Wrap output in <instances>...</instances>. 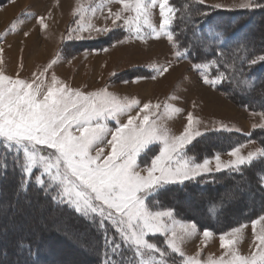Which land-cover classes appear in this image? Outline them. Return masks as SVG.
I'll use <instances>...</instances> for the list:
<instances>
[{
	"label": "snow or ice",
	"instance_id": "1",
	"mask_svg": "<svg viewBox=\"0 0 264 264\" xmlns=\"http://www.w3.org/2000/svg\"><path fill=\"white\" fill-rule=\"evenodd\" d=\"M195 2L205 4V0ZM112 3L122 7L115 11L109 7L101 27L91 22L79 23L78 13V19L74 21L76 27L69 30L68 39L84 40L93 31L100 35L121 29L127 40L132 36L144 42L148 36L157 40L166 37L170 46L180 47L173 27L176 10L171 0H109V4ZM208 7L232 10L221 4ZM237 7L264 10V0H242ZM157 8L160 23L154 26L150 18ZM209 14L189 8L185 17L180 18L184 30L191 28L196 35L199 18ZM38 21L44 29L48 28L43 16L38 17ZM144 26L151 31L145 33ZM12 27L15 28V24ZM129 33L131 36L127 35ZM125 42L121 38L113 43ZM3 52L0 48V64ZM192 52L193 49L184 46L183 52L176 50L174 55L176 59L192 60V69L200 77V83L217 87L229 81V69L219 62L221 52L207 63L194 58ZM258 63L264 65V54L249 57L240 67L231 63V70L243 74L244 64L252 67ZM20 67L23 68V64ZM172 68L173 63L169 60L154 71L162 76ZM50 69L51 66H46L32 81L19 76L14 79L0 71V176L6 177L9 171L17 174V190L21 194H26L33 183L38 186L48 201L36 205L39 219H45L63 206L94 223L101 238L100 264H175L170 259L172 253L184 258L182 245L186 239L198 234V225L194 221L181 222L178 231L173 209L154 211L146 201L165 185L203 179L225 169L240 172L258 156L264 157V148L245 155L241 152L245 144H239L230 150L233 159L226 163L219 154L214 157V167L208 158L197 162L184 152L194 136L201 135L199 130L194 131V125L200 120L191 112L186 115L183 131L179 135L170 134L167 129L149 123L148 111L153 107L159 109V104L141 103L138 99L121 102L106 88L87 92L75 89L54 74L50 77L51 84L47 85L40 77L46 76ZM209 70H213L211 74ZM147 78L136 76L135 81L138 83ZM133 110L145 113L142 124L136 123L140 117L133 115ZM172 111L180 113L182 110L176 107ZM123 114H127L126 122L121 120ZM110 120L115 122L114 130L108 128ZM252 127L264 131V123ZM105 133L111 136L110 140L106 139ZM246 135L250 137L251 133ZM252 142L248 140V143ZM157 143L162 144V148L149 158L148 152ZM102 144L111 145L110 154L104 151ZM11 208V203L0 205V216H6ZM246 227L242 224L219 234L220 246L225 250L223 257L208 260L189 257L184 264H264V215L251 222L252 247L247 255H241L238 244ZM7 232L6 227L0 229V235L6 236ZM62 232L66 238L75 239L76 234L69 229H62ZM202 236L208 241L214 233L204 229ZM154 237L161 238L162 243L154 242ZM80 247L87 251L86 246ZM0 264H41V246L22 239L15 242L11 251L2 246Z\"/></svg>",
	"mask_w": 264,
	"mask_h": 264
},
{
	"label": "rangeland",
	"instance_id": "2",
	"mask_svg": "<svg viewBox=\"0 0 264 264\" xmlns=\"http://www.w3.org/2000/svg\"><path fill=\"white\" fill-rule=\"evenodd\" d=\"M241 2L242 0H205V5L221 4L230 6L231 9H240L237 5ZM10 7H13L12 11L7 12L6 10ZM109 7L115 11L122 5L109 4V0H0V48L4 49L0 71L14 79L19 76V78L32 81L44 72L46 66H51L47 75L40 77L47 85L51 84L50 77L54 74L58 79L75 89L87 92L106 88L110 93L115 94L121 102L138 99L141 103L150 101L154 106L159 104V109L153 107L148 111L149 123H155L158 128L167 129L170 134L179 135L183 131L187 124L186 115L191 112L194 117L200 120L199 124L194 125V131L199 130L201 135L194 136L192 141L185 146L184 152L188 157H192L188 153L190 145L208 132L240 129L239 133L247 134L253 129V124L264 123V116L261 115L264 112L240 108L227 97L219 96L214 91V87L200 83L197 72L191 68L189 63L184 62L189 61L188 58L176 59L174 53L177 49L170 46L166 37L157 40L154 36H148L147 42H144L132 36L131 40H127L125 32L116 29L112 33L100 35L93 31L90 37L84 40L68 39L69 30L76 27L74 21H77L78 13H80L79 23L91 22L97 27H101L105 23L104 17L108 15ZM153 11L155 15L150 20L154 26H158L160 23L158 8ZM126 15L134 14L126 13ZM40 16L45 18V22L48 24L47 29L39 24L38 17ZM13 24H15V28L12 27ZM109 26L111 25L109 24ZM260 28L261 30L256 32L257 39L264 37V20ZM143 31L147 33L151 29L144 26ZM25 32H28L29 35L25 36ZM127 35L131 36L130 33ZM121 38H124L126 42L123 44L113 43ZM8 46L11 48L15 46V50L9 51ZM169 60L173 63L170 72L173 71L175 76L169 72L166 76L167 79L164 78L162 81L158 79L160 82L149 79L151 69L154 70ZM21 64H23V68L20 67ZM190 71H194L195 76H192ZM114 73L115 75H113ZM136 76L148 78L137 83L135 81ZM187 85L192 96L188 94H185V97L179 96L181 95L180 90ZM203 102L205 104L202 105ZM169 105L172 108L178 107L182 111L174 113ZM132 114L138 115L140 119L136 123L142 124L145 113L133 110ZM126 119L127 114H123L121 120L126 122ZM107 125L109 129L114 130V121H108ZM105 137L107 140L111 139L108 133H105ZM251 141L253 142L244 143L245 147L241 149L243 154L246 155L250 151L262 148L255 140ZM101 147L110 154L111 145L102 144ZM160 148H162V144L153 145L147 154L148 157L158 154ZM217 154L225 163L233 159L229 152ZM214 157L215 155L208 158L212 160L213 167L215 164ZM168 186L171 185H165L162 189ZM251 187L246 180H243L238 184L223 188L220 194L221 198L224 199L223 207H229L233 212L232 216H227L229 219L240 214L239 210L242 207H254L260 203V195L252 191ZM0 190L2 189L0 188ZM244 190H249V193L242 195ZM160 191L158 194L156 193L157 195L150 196L146 201L150 209L154 211L173 209L175 227L178 231L181 222L194 221L189 218L182 219L174 208L158 203L156 198L160 196V198L164 196L166 202H170L169 195ZM1 192L0 205L7 206L11 203L12 208L6 216H0V229L6 227L7 230L11 231V233L7 232L6 236L0 235V247L7 246L10 249L15 245V240L21 239L22 234H26V232L37 233L40 229L48 228L57 234L64 235L62 229L67 228L76 234L75 239L69 238L67 243L64 241L59 243L50 235L43 238L53 241L55 254L51 258L55 261L54 264H79L91 261L97 246L95 238L89 230L80 231L76 228L73 220L58 213H52L42 220L39 219L35 211L38 203L33 198L19 201L16 198L17 192L13 185H3ZM204 196H188L182 199L180 203H182L183 208H187L188 213L196 214L205 208ZM151 197L155 199H151L153 202H150ZM29 202L34 203V205L28 209L25 207L26 209L16 217L8 216L11 211L22 208V203L29 204ZM24 206L27 205L24 204ZM220 220L223 221V219ZM253 220L240 224L247 225L243 230V238L238 244L241 255H247L252 247L251 222ZM204 229L207 228H201L198 225V234L185 240L182 245L186 254L184 258L178 254H170V259L174 260L175 264H184V260L189 257L208 260L209 258L219 259L224 256L225 250L220 246V233L212 230L213 238L204 241L202 236ZM152 239L154 242L162 243L159 237ZM80 245L86 246L87 251L82 250ZM51 258L50 260H52ZM224 258L227 259V257ZM50 260L45 263L50 262Z\"/></svg>",
	"mask_w": 264,
	"mask_h": 264
},
{
	"label": "trees",
	"instance_id": "3",
	"mask_svg": "<svg viewBox=\"0 0 264 264\" xmlns=\"http://www.w3.org/2000/svg\"><path fill=\"white\" fill-rule=\"evenodd\" d=\"M171 5L176 10L173 27L176 29L175 35L180 41V47L177 50L183 52L184 46H187L193 49V57L201 59L204 63H207L210 59H216V53L221 52L222 56L219 58V62L225 68L229 69L227 75H229L230 79L224 84L217 86V89L240 108H245L249 111L264 112V65L258 63L255 66L248 67L244 64L243 74L231 70V63H235L237 67H240L249 57L264 54V37L262 39L256 38V32L261 30V23L264 20V10L214 9L205 4L200 5L194 0H171ZM189 8L210 13L205 17L199 18L200 26L196 29V35H193L191 28L185 31L180 19L185 17ZM189 61L192 63L191 59ZM211 71L213 70H209V74H211ZM249 133H251L250 137L236 131L214 130L202 135L190 145L188 153L196 161H201L217 153L230 152L233 147L244 144L249 139L255 140L264 148V131L256 128L252 129ZM263 179L264 157H258L254 159L251 165H245L240 172H233L226 169L220 172H214L211 176H206L203 179L198 178L197 180L187 181L184 184H175L162 189L160 192H165V195H169L170 202H166L164 196L156 199L158 203L166 204L167 207L174 208L182 219H193L201 228L203 227L221 233L228 228L238 226L245 221H251L264 214ZM243 180H246L253 187H251L252 191L260 195V203L254 207H242L239 210L241 212L240 214L229 219L227 216H232L231 214L233 212L229 207H223L224 199L221 198L222 196L220 194L225 186H233ZM5 184H10L15 187L17 192L16 198L19 201L33 198L37 203H48L43 193L34 183L28 188L26 194L18 192L17 174L12 171H9L6 177L0 176V188L2 190ZM2 190H0V195L2 194ZM247 193H249V190H244L242 195H247ZM198 195H205V208L196 214H190L186 211L187 208H183L180 201L185 199V197ZM151 199L153 198L151 197ZM153 200L150 202H153ZM24 204L27 206H24ZM31 205L33 206L34 203H22V208L20 207L19 210L17 208L11 211L8 216L16 217ZM54 213L67 216L74 221L76 228L82 232L89 230L95 238L97 246L96 253L91 257L90 262L79 264H100L102 259L100 251L101 238L100 233L96 230L95 224L63 206ZM220 219H223V221ZM8 233H11V231L8 230ZM47 235H50L59 243L63 241L67 243L69 239L48 228L40 229L37 233L26 232V234H22L21 239L25 241L31 240L33 244H39L41 246V264H54L55 261L51 258L55 254L53 241L46 238L43 239ZM14 246L9 250L11 251ZM47 260H50V262L45 263Z\"/></svg>",
	"mask_w": 264,
	"mask_h": 264
},
{
	"label": "crops",
	"instance_id": "4",
	"mask_svg": "<svg viewBox=\"0 0 264 264\" xmlns=\"http://www.w3.org/2000/svg\"><path fill=\"white\" fill-rule=\"evenodd\" d=\"M123 33H124V31H123ZM184 62H186V63H189L190 64V66H191V68H192V63L190 62V61H184ZM179 64V63H178ZM181 65V64H180ZM154 70L153 69H151L150 70V73H149V79H151V80H153V81H155V80H160V81H162V79H164V78H166L167 79V75L169 74V72L168 73H165L164 75H159L158 73H155L154 74ZM175 72H177V71H175ZM191 73L190 74H192V76H195V72L194 71H190ZM170 74H172V76H175L174 75V72L172 71V72H170ZM155 77V78H152V77ZM158 80V82H160ZM159 85H160V83H159ZM149 88H150V86H149ZM214 91H216L217 93H218V95L220 96V95H222L223 97H226L225 95H224V93H222L220 90H218L217 89V87H214ZM180 94L181 95H179V96H181V97H185L186 95L185 94H188L189 96H192V93L190 92V89L188 88V85H187V87H185V88H183L182 90H180ZM203 104H205V102H203L202 103V105ZM248 134V133H247ZM226 170V169H225Z\"/></svg>",
	"mask_w": 264,
	"mask_h": 264
},
{
	"label": "bare ground",
	"instance_id": "5",
	"mask_svg": "<svg viewBox=\"0 0 264 264\" xmlns=\"http://www.w3.org/2000/svg\"><path fill=\"white\" fill-rule=\"evenodd\" d=\"M12 8H13V7H10V8H9L8 10H6V11H7V12L12 11ZM5 13H6V12H5ZM0 14H1V13H0ZM5 16H6V15H5ZM14 47H15V46H13V47L11 48V47L8 46L7 49H9V51L13 52V51L15 50Z\"/></svg>",
	"mask_w": 264,
	"mask_h": 264
}]
</instances>
